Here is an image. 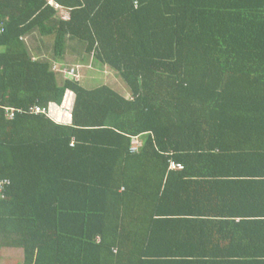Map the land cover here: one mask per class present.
<instances>
[{
	"label": "trees",
	"instance_id": "trees-1",
	"mask_svg": "<svg viewBox=\"0 0 264 264\" xmlns=\"http://www.w3.org/2000/svg\"><path fill=\"white\" fill-rule=\"evenodd\" d=\"M34 30L54 56L71 49L109 67L130 97L59 84L52 61L29 53ZM70 93V124L33 110ZM229 164L264 165V0H0L1 257L15 248L12 264H172L170 246L183 245L214 255L219 234L172 215L188 188L196 202L201 187L215 195L185 175ZM220 256L264 264L257 250Z\"/></svg>",
	"mask_w": 264,
	"mask_h": 264
},
{
	"label": "crops",
	"instance_id": "crops-1",
	"mask_svg": "<svg viewBox=\"0 0 264 264\" xmlns=\"http://www.w3.org/2000/svg\"><path fill=\"white\" fill-rule=\"evenodd\" d=\"M57 10L59 15H66L68 13L66 9L61 7H57ZM24 40L27 42L29 46V53L34 59L45 58L52 61V69L57 75L58 83L61 85L64 83L66 78H70V76L63 71L64 67L70 68L77 66L78 69H83V72L85 73L84 84L88 80L98 82L99 79L98 76H96L95 71H99V69H101L100 72L115 75V79L117 77L116 74L109 69V67L101 65V63L97 62L93 57L82 61V56H80L82 55L81 52H79V55L76 57L75 50H72L73 53H69V55H73L75 60H72L71 62H67L64 57L54 56L53 51L51 50L52 39L49 36H43L37 30L29 32V34L24 37ZM67 51L71 52V49H68ZM102 77L105 78V74L102 75ZM116 90L127 98L131 95L129 89H126L125 87L123 89L119 88ZM73 99V93H70L68 101L63 102L62 104L53 102L49 105L51 116L56 122L64 124H70L72 122L71 106L73 105ZM135 141V146L138 147L141 145L139 137H137ZM186 168L187 166L183 164L182 168L170 165V169L172 170L182 171ZM195 168L199 167L195 166ZM194 170L200 171L201 169ZM225 172H229V174H225ZM248 172L251 173L249 174ZM252 172H261L262 175L252 174ZM198 175L199 174L189 176L185 175V177H188V179H198L194 180V185H210V187L214 189H212L211 194L215 195H206L204 190H202L203 187H201V195H199V198L201 196V201L196 202L198 199L193 198L190 194L192 190L189 188L186 191L184 190L181 196L176 197L177 207L175 206L174 208H176L177 215H172V218H175L176 222L178 220H185L187 222L184 226L185 230L192 227L191 225H193V220L204 221L201 224L203 226L205 225L204 228L207 232L213 230L215 234H219V236L216 237L217 239L220 238V242H218L214 248H210V251L212 250V252H215L214 255H204L199 258L191 254L188 255V252H191L194 247L184 245L170 246L171 253H180L177 255H171L172 264H181V261H185L184 264H227V262L222 259L220 254L256 250L257 252L264 253V243H262L263 245H260V240L258 238L259 236L264 238V165L229 164L226 165L225 171L222 174L212 177H209L210 175H207L206 177ZM245 204L248 207L245 208L242 206ZM193 210L199 211L201 215H197L193 212ZM201 250L206 251V249L203 248L200 249V251ZM6 251H11L9 254L10 258L15 256L21 250L12 248L7 249ZM186 252L187 254L182 255V253ZM5 256L6 253L3 257H1L0 260H2V262L0 261V264L9 263V258L5 259ZM199 259L202 261L199 262ZM234 259L236 260V258Z\"/></svg>",
	"mask_w": 264,
	"mask_h": 264
},
{
	"label": "rangeland",
	"instance_id": "rangeland-1",
	"mask_svg": "<svg viewBox=\"0 0 264 264\" xmlns=\"http://www.w3.org/2000/svg\"><path fill=\"white\" fill-rule=\"evenodd\" d=\"M69 53L70 52H67V55H65L64 56V58H65V60L67 61V62H71L72 60H75V57L73 56V55H69ZM75 56L77 57V55L75 54ZM86 64H89V63H86ZM100 70L101 69H99V71H95V74H96V76H98V79H99V81L98 82H92V81H90V80H88L85 84H84V81H85V79H84V75H85V73L83 72L84 70L83 69H78V71H79V74H80V78H79V80H80V82L84 85V86H86V87H88V88H92V87H97V86H100L101 84H108V85H110L112 88H115V89H123L124 87L126 88V89H128L127 88V86L124 84V82L121 80V79H118L117 77H116V79H115V75H112V74H110V73H105V72H100ZM89 74V73H88ZM105 74V78L104 77H102V75H104ZM120 86V87H119ZM125 94V93H124ZM10 252L11 251H7L6 252V256H8L7 258H6V256H5V258L6 259H8L9 258V254H10ZM23 251H19L15 256H12V257H10L11 259H12V261H10V263L12 264V263H14L15 261L14 260H18L19 262H21L20 261V259L22 258V256H23ZM1 254H2V250H1V248H0V257H1ZM1 259V258H0ZM1 262H2V260H0ZM4 261V260H3Z\"/></svg>",
	"mask_w": 264,
	"mask_h": 264
},
{
	"label": "built area",
	"instance_id": "built-area-1",
	"mask_svg": "<svg viewBox=\"0 0 264 264\" xmlns=\"http://www.w3.org/2000/svg\"><path fill=\"white\" fill-rule=\"evenodd\" d=\"M67 74L71 75L72 77L76 78V79H79L80 78V75L77 71V69L75 67H71L69 69H65L64 70ZM33 110L36 111V112H48L49 110L46 109V108H41L40 106H36V107H33ZM10 116L12 117V113H10ZM133 150H137L138 147L137 146H134L132 148ZM171 165L173 166H178L179 168H182V164L180 163H176L175 161H172L171 162ZM2 186V183H0V188Z\"/></svg>",
	"mask_w": 264,
	"mask_h": 264
},
{
	"label": "clouds",
	"instance_id": "clouds-1",
	"mask_svg": "<svg viewBox=\"0 0 264 264\" xmlns=\"http://www.w3.org/2000/svg\"><path fill=\"white\" fill-rule=\"evenodd\" d=\"M73 67H75L76 69H77V71H78V67L77 66H73ZM71 68V67H70ZM65 69H69V68H65L64 67V69H63V71L65 70ZM65 72V71H64ZM78 73H79V71H78ZM67 74V73H66ZM67 75H69V74H67ZM80 75V74H79ZM70 76V78H73V79H76V78H74V77H72L71 75H69ZM76 80H79V79H76ZM70 107V106H69ZM47 109V108H46ZM70 109V108H69ZM48 114H49V116L52 118V116H51V113H50V107L48 108Z\"/></svg>",
	"mask_w": 264,
	"mask_h": 264
}]
</instances>
